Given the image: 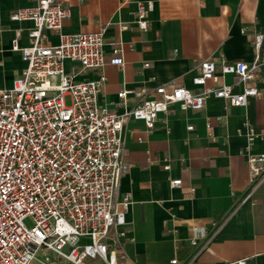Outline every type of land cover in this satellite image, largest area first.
I'll use <instances>...</instances> for the list:
<instances>
[{"label":"crops","instance_id":"0c3cea01","mask_svg":"<svg viewBox=\"0 0 264 264\" xmlns=\"http://www.w3.org/2000/svg\"><path fill=\"white\" fill-rule=\"evenodd\" d=\"M151 5L147 28L135 22L136 2ZM69 17L63 23L68 33H89L104 28V55L108 60L119 44L124 63L107 64L106 83L98 95L100 105L121 113L135 104L128 95L119 105L122 89L145 87L152 96L160 85H182L192 92L201 61L222 55L227 62L253 61L255 36L264 33V0H63ZM33 0H0V88L8 89L26 63L12 50L15 37L20 46L30 44L29 20L12 21L17 8L31 7ZM48 44L57 36L47 32ZM264 58V42L260 48ZM147 63L148 66H144ZM78 69L77 63L66 68ZM96 71H83L77 80H90ZM224 83L234 77L225 75ZM221 82H208L218 86ZM255 85L261 95L246 106H230L209 97L196 111L169 108L158 115L147 131L142 120L125 122L121 137L123 157L130 165L120 177L118 197L129 194L132 204L126 214L125 236L119 243L122 264H264V178L249 186L247 153H264V79ZM241 86L235 87L239 91ZM167 120V124L163 119ZM210 119V133L206 120ZM246 123L262 136L247 150L243 134ZM193 129L188 130L187 126ZM169 164V169L164 165ZM171 179H180L173 187ZM214 222L218 227L213 228ZM210 234L199 251L190 245L191 226ZM35 264V263H34Z\"/></svg>","mask_w":264,"mask_h":264},{"label":"built area","instance_id":"2783aa9c","mask_svg":"<svg viewBox=\"0 0 264 264\" xmlns=\"http://www.w3.org/2000/svg\"><path fill=\"white\" fill-rule=\"evenodd\" d=\"M33 1V6L9 14L10 20H29L33 26L29 45L20 46L17 37L12 41L25 67L10 88H0V264H122L125 255L118 239L126 234L132 204L128 193L117 194L120 177L130 166L123 157L125 122L142 120L151 131L158 115L165 116L170 107L200 110L209 97L246 106L251 97L261 95L255 82L264 72L259 53L263 35L255 36L257 53L250 63L227 62L222 55L201 61L193 80L202 87L199 92L173 83L170 88L157 86L155 96L145 87L125 88L117 93L119 105L128 95L134 96L135 104L116 113L100 105L98 95L106 83L105 66L124 63L119 44L113 45L107 60L104 28L64 32L70 13L63 0ZM136 6V25L146 30L151 5L137 1ZM47 32L57 36L55 44L46 43ZM67 62L77 63L78 69L68 70ZM87 70L97 76L76 79ZM225 75L233 76L234 82H222ZM209 81L221 83L209 86ZM163 122L167 124L165 118ZM211 128L207 119L209 133ZM243 134L247 150L262 136L249 123ZM246 163L249 186L254 187L264 178V153L248 152ZM170 184L179 187L181 180L171 179ZM27 218L31 226L25 224ZM209 234L192 225L190 245L199 251ZM171 263L178 264L175 259Z\"/></svg>","mask_w":264,"mask_h":264},{"label":"rangeland","instance_id":"374dc122","mask_svg":"<svg viewBox=\"0 0 264 264\" xmlns=\"http://www.w3.org/2000/svg\"><path fill=\"white\" fill-rule=\"evenodd\" d=\"M68 101H69V99L66 98V102H67V103H68ZM24 222H25V224H26L27 226H31V224H32L31 219H29V218H27ZM49 254L52 256L51 253H49Z\"/></svg>","mask_w":264,"mask_h":264},{"label":"trees","instance_id":"16d2710c","mask_svg":"<svg viewBox=\"0 0 264 264\" xmlns=\"http://www.w3.org/2000/svg\"><path fill=\"white\" fill-rule=\"evenodd\" d=\"M263 35V40H262V44H261V48H262V45H263V42H264V33L262 34ZM264 79V72H262V75H261Z\"/></svg>","mask_w":264,"mask_h":264}]
</instances>
